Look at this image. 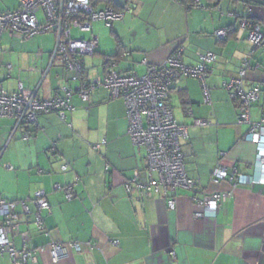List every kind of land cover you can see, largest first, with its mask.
<instances>
[{"label": "crops", "instance_id": "crops-1", "mask_svg": "<svg viewBox=\"0 0 264 264\" xmlns=\"http://www.w3.org/2000/svg\"><path fill=\"white\" fill-rule=\"evenodd\" d=\"M109 1L118 8L130 6L132 11L104 35L98 29L101 21L93 23L92 33L85 37L99 39L96 54L85 58L90 79L102 77L106 57L120 49L129 56L114 68L124 72L143 73V57L159 63L182 46L187 65L198 63L197 51L218 56L207 74L210 104L204 102L202 85L195 79H184L169 91L176 120L188 126L183 153L188 176L196 185L178 192L175 210L168 208L164 198L126 190L125 182L135 171L146 180L147 154L128 133L124 100L112 99L105 88L95 90L88 102L74 95V109L67 111L66 119L58 113L40 115L38 129L27 139L13 117L0 114V199L28 200L35 212L34 193L43 189L51 207L41 213L45 230L37 226L35 214H20L19 228L9 235L11 241L20 250L37 251L35 260L27 264H56L50 254L54 242L81 244L80 251L72 249L57 264H264V186L246 182L255 172L258 149L247 137L249 124L239 123V101L223 87L251 56L245 87L263 90V47L255 48L248 40L237 16L209 28L205 21L192 23L187 8H193V0ZM19 6L20 0H0V12ZM257 10L256 15L264 19V10ZM40 17L44 18L42 13ZM223 27L234 34L220 42L214 32ZM55 46L53 32L24 41L4 33L0 91L23 86L50 98L72 85L61 61L52 62ZM92 67L96 69L91 71ZM263 104L264 91L252 106L253 120H259ZM197 119L207 124L197 126ZM220 152L226 153L229 175L214 184L212 174ZM58 185H72L75 197L67 200ZM205 191L224 196L215 217L195 216L200 209L195 199ZM0 264L14 263L9 254L0 253Z\"/></svg>", "mask_w": 264, "mask_h": 264}, {"label": "built area", "instance_id": "built-area-1", "mask_svg": "<svg viewBox=\"0 0 264 264\" xmlns=\"http://www.w3.org/2000/svg\"><path fill=\"white\" fill-rule=\"evenodd\" d=\"M96 0H20V6L16 10L0 12V51L1 37L4 33L21 41L33 38L43 33L53 32L56 35V46L52 54V62L59 59L68 70L73 72L71 77L74 86H65L55 92L51 98L41 99L37 90L33 91L20 86L17 90L7 92L0 91V114L14 117L17 120V128L23 122L37 121L40 113L57 112L63 119L67 117V111L73 110L72 99L78 95L84 102L90 100L91 94L105 88L110 92L112 99L122 98L126 106V116L129 122L128 133L136 146L146 150V180L141 179V173H135L125 182L128 192L138 191L144 196H158L164 198L170 210L177 206V194L182 189H192L196 185L193 178L188 176L183 143L189 139L188 126L179 123L170 103L168 102L169 90L177 86L185 78L199 79L203 89L204 102L211 103L210 88L207 84V74L218 56L212 51L198 52V64L187 65L183 59L185 48L179 47L174 54L159 63H152L147 57H143L140 65L145 67L143 73L136 70L121 72L114 67L105 71L100 78L85 80L84 65L81 56H92L98 48L99 39L92 35L90 38H76L73 31L76 29L82 33H92L93 23L104 21L113 25L122 20L130 6L121 10L107 5L103 8L95 7ZM200 8V0H195ZM249 7V14L238 16L239 29L245 32L249 41L255 48L264 49V19L252 20L251 5L258 3L264 5V0H241ZM193 6V7H196ZM40 13L44 18L40 17ZM227 27L215 30L214 36L225 40L228 37ZM254 54V52H252ZM252 54V55H253ZM127 53L124 54L126 56ZM251 56L242 62L237 76L223 82V86L233 98L240 103L239 123L249 124L247 137L256 144L258 152L255 160V172L247 176V183L264 186V104L259 120L252 119V106L261 99L260 87L246 89L245 78L252 68ZM10 67V66H9ZM191 114L192 111L188 110ZM205 120H195V125L204 126ZM31 134H25L29 138ZM96 149L99 145L94 146ZM226 153L220 152V161L216 165L212 181L220 184L229 175V168L224 162ZM68 166L64 165L63 170ZM240 181L244 179L238 177ZM56 188L64 191L67 200L75 197L72 185ZM200 209L195 213L196 217H215L220 208V202L224 196L219 193L203 192L200 199H195ZM36 207L33 212L28 200L0 199V253H7L14 264H27L35 260V251L18 249L11 241L9 235L19 228L20 214H35V222L40 230H45L41 216L42 211L51 209L47 192L37 190L32 199ZM118 246L119 241H114ZM81 250L78 242H54L50 248V254L54 263L67 257L71 250ZM43 250V248H40ZM175 255V252H172Z\"/></svg>", "mask_w": 264, "mask_h": 264}, {"label": "rangeland", "instance_id": "rangeland-1", "mask_svg": "<svg viewBox=\"0 0 264 264\" xmlns=\"http://www.w3.org/2000/svg\"><path fill=\"white\" fill-rule=\"evenodd\" d=\"M216 3H217V0L216 1L215 0L213 1L202 0L199 3L200 8H198L196 5H193V6H196L193 8L188 7L187 9L189 11L188 15L190 17V21H192V23L196 22L197 24L205 21L204 23L205 27L209 28V27H212L213 24L217 23L221 19L225 20L226 18H229L230 16L236 18V16H234L232 12H235L240 16L247 15L249 13V10L244 7V4L242 3V1L221 0V3L219 5H217ZM254 11L257 12L258 11L257 8H255ZM98 29H99V32H101L104 35L106 34L107 30L111 29V26L108 25L106 22L101 21V23H99ZM73 32H74V36L77 38H80V37L85 38L89 36L87 33H80L76 29ZM108 36H111V32H110V35ZM89 65H91L90 62H89ZM95 69L96 67H92L91 71H94Z\"/></svg>", "mask_w": 264, "mask_h": 264}, {"label": "trees", "instance_id": "trees-1", "mask_svg": "<svg viewBox=\"0 0 264 264\" xmlns=\"http://www.w3.org/2000/svg\"><path fill=\"white\" fill-rule=\"evenodd\" d=\"M194 1V5H196V1L195 0H193ZM192 1V2H193ZM236 1H241V0H236ZM102 3H104L105 5L103 6V7H105V6H107V5H110V6H112V7H114L115 9H117V10H121L122 8H118V6H116V5H114L113 3H111V1H109V0H96L95 1V7H97V6H100ZM243 3V2H242ZM244 4V3H243ZM103 7H100V8H103ZM244 7L245 8H247L248 10H249V7L250 6H245V4H244ZM255 8H259V9H262V10H264V5H262V4H258V3H255V4H252L251 5V8L250 9H252V12H253V15L252 16H250L251 18H252V20H260V19H262V17L261 16H259V15H256L257 14V12H255L254 11V9ZM232 14L234 15V16H239V15H237V13H235V12H232ZM249 14V13H248ZM247 14V15H248ZM229 29V33H228V37L227 38H230L233 34H234V32H233V30L231 29V28H228ZM226 38V39H227ZM220 42L222 41L221 39H218ZM96 52H97V50L95 51V53L93 54V55H95L96 54ZM198 52H202V51H197V53ZM125 53H127V55L126 56H124V54ZM196 53V54H197ZM92 55V56H93ZM129 55H128V52H126V51H123V50H121L120 49V51H118V53L116 54V55H114V56H107L106 57V60H105V71H107L108 69H110V68H112V67H116V65H117V63H119L122 59H126L127 57H128ZM85 58H86V56H81L80 57V60H81V62L83 63V65H84V75L82 76V78H84L85 80H90V78H89V75H88V69H87V66H86V63H85ZM198 58V57H197ZM61 64L63 65V67H65V69L67 70V72L70 74V78H69V81H70V83H73L72 82V80H71V77H72V75H73V72L71 71V70H68L67 69V67H66V65L64 64V63H62L61 62ZM198 64V63H197ZM196 64V65H197ZM192 66H195V65H192ZM212 66V65H211ZM211 66H210V68H211ZM210 68H209V70H210ZM116 69V68H115ZM119 71V70H118ZM121 72H124V71H121ZM208 73H209V71H208ZM185 79H189V78H185ZM191 79H195V78H191ZM184 80V79H183ZM195 80H198L199 82H200V80L199 79H195ZM201 83V82H200ZM70 86H74V83L72 84V85H70ZM174 87V86H173ZM224 87V86H223ZM57 91H60V90H57ZM56 91V92H57ZM170 91V90H169ZM41 99H46V98H42V97H40ZM51 98V97H50ZM237 100V99H236ZM187 112H188V109H187ZM50 113H57V112H50ZM50 113H40V114H38V116H37V121L35 122V123H32V122H29V123H27V122H23V123H21L20 124V126L18 127V128H24V135L27 133V134H32L33 135V132L34 131H36L37 129H38V118H39V116L40 115H42V114H50ZM189 114V113H188ZM60 116V115H59ZM14 118V117H13ZM15 120H16V118H14ZM16 123H17V120H16Z\"/></svg>", "mask_w": 264, "mask_h": 264}]
</instances>
